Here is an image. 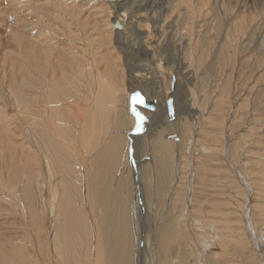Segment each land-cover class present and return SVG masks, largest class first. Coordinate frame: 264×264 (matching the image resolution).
Instances as JSON below:
<instances>
[{"label": "bare ground", "instance_id": "obj_1", "mask_svg": "<svg viewBox=\"0 0 264 264\" xmlns=\"http://www.w3.org/2000/svg\"><path fill=\"white\" fill-rule=\"evenodd\" d=\"M105 1L107 6L103 2L101 4L110 10L108 20L113 15L111 16L113 19L106 23L107 28L105 27V29L111 33L117 32L115 34L123 40L124 52L127 55L137 54L138 56V59H134L135 61L130 60V58L127 59V62L131 61L132 67L135 68L131 71L130 77L128 76L131 81L127 80L134 87L132 90L130 87V89L128 88V91L131 92L128 96L126 95L128 98L127 105L125 106L122 101H118L124 105L131 116V131L129 130V132L134 131V127L136 128L135 118L133 119L131 115L133 109L138 121L144 117L152 118L149 123L147 122L148 124L139 125L137 135L130 136L132 149L136 152L132 158L135 160L136 168L133 167L136 170L133 167H131L133 170L129 168V173L132 174L130 184L126 170L120 173L122 153L120 154L121 157L119 156V162L118 156H113L110 153L105 154V151L100 154V157L97 154V159L91 154L92 150H96L98 147V142L92 133L96 131L98 114H102L103 116L99 117L104 119L108 113H111L112 107L116 106L117 97L114 93L118 88H115L113 83L116 82L114 75L118 72H116L117 67H114V61L109 59L105 62V59L102 60L105 62L107 71L104 74L101 68L102 58L98 59L99 53L90 47V41L94 36H90L89 30L87 31L90 26L86 20L85 22L80 20L84 15H81L79 19L76 18L80 11L75 13L71 10L72 6L67 11L63 4L62 7L58 8L59 5L58 10L52 11L51 15L47 13L48 15L36 16L37 12H33L36 20L47 21L46 28L43 27L42 30H39L38 26L39 29L36 28L37 31L35 29V33L38 35L37 43H34L32 48L33 74L35 75L33 77V105L34 111L39 115H35L37 117L35 120H31L33 121L31 125H33V139L35 141H33L35 143L33 150L37 154H34L33 151V155L37 156L39 167L38 170L35 168L37 173L36 175L33 174V180L28 178L23 184L21 193L20 189L16 188L15 190L13 187H9L8 182H4L7 180H3V184L0 183V193L3 192V196L14 192V197H10L16 199L17 202L25 203L30 213L33 214V227L36 230L39 229L38 232L42 233L40 228L44 224L46 226L45 235L48 237V248L52 256L47 260L41 259V248L38 247V244H34L33 250L35 247L36 251L32 250L33 264H264V99H262L264 97V79L261 76L255 78L257 72L264 66L262 64L264 60L256 68L255 62L252 64L248 58L250 55L240 59L242 60L240 66L246 67L245 70L248 75L243 72L241 67H237L244 74H240L241 77L235 79V82H243L241 80L246 83L257 82L252 87L248 86V95L243 91L247 89L245 83L239 92L235 86L233 89L236 90L233 91L232 89L229 92L228 83L225 84V87L224 85L221 86L224 73L220 72L223 70V65H226L224 64V49L238 50L242 55L251 50L254 53L258 48L251 44L254 39L251 40L252 36L247 32H243L241 37L240 28L235 30V27V33L231 31L232 35H230L231 29H229L231 40L224 39L228 36L223 34L225 37L223 36L222 39L221 36L220 44L214 45L215 39H212L210 34L219 26L214 24L218 14L214 12L216 4L209 2L212 0ZM66 2L67 0L64 4H67ZM70 2H68V6H70ZM98 2L100 1L98 0ZM233 2L239 10L241 9L238 10L240 13L251 12L258 5L264 6V0H233ZM84 6L81 7L84 8ZM90 8L88 9L93 11L94 7ZM42 10L40 12L43 13ZM46 10L48 12L51 8ZM68 13L73 14L72 17L75 19L70 18ZM90 13L88 14L90 15ZM213 13L215 19H211V23L209 15ZM65 16H67V21H64ZM233 16H231L232 19L235 18ZM45 21L44 23H46ZM117 21L120 23L121 29L115 28ZM56 22H59L57 26H55ZM88 22L90 23V21ZM239 23L241 22L239 21ZM154 24L158 26L155 25L154 27ZM161 24L162 26H160ZM210 24H212L213 30L212 28L210 30ZM95 31L97 30L94 28L93 33ZM238 32L240 36L237 35ZM97 33L99 30L96 35ZM104 33L106 32L103 28L102 34ZM57 34L62 35L64 44L65 42L69 43L65 51L61 50L57 43L61 38L58 39L59 37H57L58 41L55 39ZM157 35L160 36V39ZM168 35L170 39L179 36L180 43L176 45L174 40L169 46L179 52L176 53V55L179 54L178 66L177 63L174 65L175 61L163 66L161 59L164 56L159 58L161 51L157 50L159 47L157 44L161 40L166 41ZM235 37L239 40H236ZM216 39L219 38L216 37ZM102 41L107 42L103 38ZM98 43L100 44V42ZM211 49L213 50L211 57H208V51ZM55 52L56 54H54ZM170 58L173 59V57ZM163 60L165 59L163 58ZM207 61H209L208 64H205ZM125 74L123 77L127 76ZM167 75L170 77L165 85ZM230 76L226 77L230 78ZM121 79L119 80L121 81ZM214 79L216 80L214 81ZM259 82L263 84L260 88L258 87ZM192 86L194 89H191ZM83 89H86L87 95H84L88 98L84 99L85 105L79 106L76 100H78L79 93ZM139 90L149 101L158 102L156 110L152 107L150 110H145L143 109L144 105L133 108V104H138V101L136 102V99L133 102L132 98H137L135 95ZM18 91L15 92L18 93ZM110 92H112V96H110ZM244 92L245 98L239 104L240 101L238 102V100L240 97H244ZM118 93L116 92V94ZM180 96L183 98L184 109L182 114L184 117L181 116V110L178 109L180 103L177 99ZM10 97L12 96L8 98ZM171 98L174 100V120L170 119L167 108V101ZM261 99L262 102H260ZM5 100L3 98V103ZM59 103L64 104L58 106ZM141 103L145 104L146 102L140 100ZM6 104L10 109L8 119L14 125L20 114L26 111L17 102L7 100ZM243 104L245 107L248 104V110ZM41 105H45V107L42 108ZM46 105H49V109ZM160 106L164 108V113H160L161 117L164 115L169 123L161 117L159 121L154 122L159 109H161ZM241 106L242 108H240ZM243 110L246 113L243 114ZM43 111L49 115L46 116L47 118H45V114H41ZM239 113L241 114L239 115ZM30 114L32 113L30 112ZM4 115L6 116V114ZM121 115H123V110ZM8 119L6 121L9 124L4 122L7 126L10 125ZM120 120L122 123V119ZM167 123L174 127L180 125L181 131H183V124L188 129L184 130L186 133H180L181 131L170 133L166 137L168 141L157 140L154 142L153 154L150 153V156H153L150 161H147V155L141 156L139 159L138 151L141 140L147 139L152 131H163L164 127L169 126ZM75 126L77 127L75 128ZM99 128L102 129V126ZM102 130L104 131V129ZM125 134L128 135V131ZM68 139L72 141L71 145H69L71 141L69 142ZM108 149L111 152L115 150V148ZM36 164L33 163V166ZM145 165L157 170V174L153 172L158 175L154 182V177L151 180V177L148 178L143 174ZM30 169L31 167H27L28 172ZM41 179H43V183H41ZM169 182L171 183L166 190ZM149 184L152 185L151 190ZM35 187L38 194H35ZM149 191L152 196L155 192L161 196L165 191L167 192V201L170 203L168 206L178 208L176 211L178 215L181 212L179 221L177 220L180 224L176 225L174 218L169 215L167 219L160 216L164 219V223H160L161 219L159 222L161 226L158 223L155 226V233H152L147 226V222L149 223L147 206H150L147 205V197H149L147 192L149 193ZM138 193L144 197V208L147 209L144 213L139 210L141 205ZM155 195L153 197H158ZM137 197L139 198L138 201ZM19 203L15 206L16 208L21 205ZM179 227L180 229H178ZM157 233L158 237L156 238ZM138 241H142L140 242L141 248H135L138 247L136 246ZM70 243L73 247L69 245ZM17 245L19 244L17 243ZM12 251L14 252L13 256L17 255L18 258L20 257L30 264V261L23 256L21 248L13 246ZM28 256L32 258V255L28 254ZM2 257L0 251V263ZM189 257H192L191 263L186 262ZM135 258L136 262H133Z\"/></svg>", "mask_w": 264, "mask_h": 264}, {"label": "rangeland", "instance_id": "obj_2", "mask_svg": "<svg viewBox=\"0 0 264 264\" xmlns=\"http://www.w3.org/2000/svg\"><path fill=\"white\" fill-rule=\"evenodd\" d=\"M58 1V2H57ZM61 1H63V2H61ZM0 0V176H1V178H0V183H2L3 184V180H7V181H4L5 183H7V185L9 186V187H13V189H15L16 190V188L17 189H20V193H21V191H22V189H23V184L24 183H26V180L28 179V178H32L31 180H33V177H34V175H36V173H37V171H36V169L38 170V158H37V154L35 153V151L33 150L34 148V139H33V125H31V124H33V121H31V120H35L36 119V117L37 116H35V115H39V114H37V112L36 111H34V102H33V98H34V94H33V83H34V72H33V45H34V43H37L36 42V38H37V34L35 33V29L36 28H38V26H39V30H42L41 28H43V27H45L46 28V26H45V24H47V21H45L46 23H44V21L43 20H41V21H39V20H36L35 19V14L34 13H36V16L37 15H40V14H46V15H48L49 13H50V15L54 12V10H58V8H60V7H62V4L65 6V8H66V10L68 11V9L70 10V7H71V10H73V11H75V13H77L78 11H80V12H78L77 13V15L78 16H76V18H80L81 17V15L83 16L84 15V17L82 18H80V20L82 19V21L83 22H85V20H86V23H88V25L91 27H88L87 28V31H88V33H90V36H93L92 37V39H95L96 38V36H97V42L95 41V40H92L91 39V41H90V47H92V49L94 50V51H97L96 53H99L98 54V59H101V68H102V71H103V73L104 74H106V68H105V62L107 61V60H113L114 62H113V64H114V67L117 69V71L116 72H118V74H115L114 75V80L117 82H114V80H113V85H115V88L117 87L118 89H117V91L116 92H119L118 94H116V92L114 93L115 95H116V100H115V102H116V106L115 107H112L113 109H112V111H111V113L113 114H111V113H106L105 115L107 116H105V118L103 119V117H99V116H103L102 114H98L99 116H98V123L96 122V125L97 126H99V125H101L102 126V129H104V131L101 129V128H99V127H101V126H99V127H97L96 126V131L95 132H92L94 135V138H95V140H96V142H98L97 144H98V147L96 148V150L95 149H93L92 150V152H91V154H92V156L94 157V158H96L97 159V154H98V156L100 157V154L103 152V151H105V154H112L113 156H118L117 158H118V162L120 161V154L122 153V157H121V161H120V173L123 171H125L126 170V172H127V177H128V180H129V183L131 184V177H132V174H130L129 172H130V169H132L131 167H133V166H135L136 165V163H135V160L133 159L132 160V158L135 156L134 154H136V152H134V150L132 149V141H131V139H130V136H135V135H137V133H138V131H139V125H145V124H148L149 123V120L151 121V118L149 117H144L143 119H145V120H143V119H141V120H139L138 121V118L136 117V115H135V113H134V109L132 110V112L133 113H131V115L133 116V119L135 118V120H134V123H135V126H136V128L134 127L133 128V130L134 131H132V132H129V130H130V127H131V122H132V119H131V116L129 115V112L127 111V109L124 107V105L126 106L127 105V101H128V98H127V96H128V94H129V92H131V91H128L130 88V90H132V89H134V87L131 85V82H129V81H131L130 80V73H131V71L133 70V69H135V68H133L132 67V65H131V61H129V63L127 62L128 60H129V58H130V60H134V59H138V56H137V54H129V55H127L125 52H124V47H123V40L122 39H120V37H118L117 36V34H115V33H117V32H113V33H111L108 29H105V27L107 26V22L110 20V19H113V17H111V16H113V15H111L109 18V20H108V15H109V12H110V10H107V8H106V6H107V4L105 3L106 1L105 0H99L100 2H98V0H91V2H90V0H83V1H81V0H77V1H75V0H67V4H68V2H70L69 3V5L70 6H68L67 4H64L65 3V1L66 0ZM73 1V2H72ZM81 2V4H80V2ZM86 1V3H83V2H85ZM137 1V0H136ZM207 1V0H206ZM217 1V2H216ZM223 1L224 0H212V2L211 1H209L210 3H213L214 2V4H216L215 5V10H214V12L215 13H217L218 14V17L217 18H219L218 20H217V22H216V19L214 18L215 16H214V13L212 14V15H209V20H213V19H215L214 20V24L215 25H217V27H218V31L220 32V33H217L218 31L216 30H214L213 32H211V34H210V36H211V38L212 39H215L216 40V43H215V40H214V45H216L217 44V46L220 44V38H221V36H222V39L225 37V35H223V34H226V36H228L227 38L225 37L224 39H227V40H231L232 39V37L231 38H229V29H231L230 30V35H232L231 34V31H233L234 33H235V30H237V28L239 29V32H240V35H241V37L243 36V32H247L249 35H251L252 37L250 38L251 40H253L252 42H251V44L255 47V48H257V50H255V52L254 53H252V50L251 51H249V52H246L245 53V55L243 54H241L238 50L237 51H235L234 49H230V51L229 50H225L224 49V53H225V58H224V60H225V63L224 64H226V65H223V70H220V72L221 73H224L223 74V81L221 80V86H223L224 85V87L226 86L225 84H227L228 83V85H229V89H230V91L229 92H231V90L233 89V88H235L236 87V89H237V92H239L240 91V89L241 88H243L244 87V85H245V88H247V89H244L243 91H245L246 92V95H248V93H247V90H249V87L248 86H254V84H256L257 82H255V83H253V81L252 82H250V83H246V82H244V80H241V81H243V82H235V79H237L238 77H241V75L242 74H246L247 73V71L245 70L246 69V67L245 66H240V62H242V60H240V59H243L244 57H248V55H250V57H248L249 59H250V61H251V63L253 64V62H255V66H256V68H257V66H259V63H262L263 62V60H264V6H259V7H261V8H259L258 6L256 7V8H251L252 10H253V12H252V10H251V12L250 11H246V13L244 12V13H240L239 11L241 10H239L236 6H235V4H234V2H233V0H229V2H228V0H225L224 2H225V5H224V3H223ZM57 2V3H56ZM75 2H77V3H75ZM89 2V3H88ZM93 2V3H92ZM103 2V4L105 5L106 4V6L105 7H103L104 5L103 4H101ZM219 2V3H218ZM233 3V4H231V3ZM240 2V1H239ZM34 3V4H33ZM61 3V4H60ZM73 3H75L74 5H72ZM100 3V4H99ZM218 3V4H217ZM221 3H223V4H221ZM54 4H56L55 6H52V5H54ZM97 4V5H96ZM46 5V6H45ZM60 5V6H59ZM84 5H87L86 7L84 6ZM90 5V6H89ZM100 5H102V6H99ZM42 6V7H41ZM45 6V7H44ZM53 8H52V7ZM59 6V7H58ZM74 6L76 7V9L74 10ZM81 6H84V8L83 7H81ZM220 6H221V8H220ZM235 6V7H234ZM39 7V8H38ZM58 7V8H57ZM67 7H69V8H67ZM90 7H94V9H93V11H91L92 9L90 8ZM231 7V8H230ZM29 8V9H28ZM39 10H38V9ZM51 8V10H49ZM77 8H78V10H77ZM80 8V9H79ZM88 8H90V9H88ZM100 8V9H99ZM223 8H224V10H223ZM235 8V9H234ZM31 9V10H30ZM32 9H35L34 11L32 10ZM43 9V10H42ZM46 9H48L49 11L48 12H46L45 10ZM81 9H83V10H81ZM103 9V10H102ZM219 9V10H218ZM40 10H42V11H44L43 13L42 12H40ZM95 10V11H94ZM239 10V11H238ZM53 11V12H52ZM83 11V13H81ZM86 11H88V12H86ZM91 13H90V12ZM108 11V12H107ZM34 12V13H33ZM40 12V13H39ZM46 12V13H45ZM56 12V11H55ZM92 12H94L93 14H92ZM106 15V13H107V15L105 16L103 13ZM219 12V13H218ZM48 13V14H47ZM88 13H90V15L88 14ZM99 14V16H98V14ZM102 13V14H101ZM250 13H252V14H250ZM34 14V15H33ZM71 17L70 18H74V17H72V16H74L73 14H70V13H68ZM85 14H87V15H89V16H85ZM243 14V15H242ZM253 14H254V16H253ZM232 15H234L233 17H235L234 19H232ZM238 15V19L236 18V16ZM240 16H242V17H240ZM246 16V17H245ZM94 17V18H93ZM66 18H67V16H65V20L64 21H67L66 20ZM103 18V19H102ZM105 18V19H104ZM222 18V19H221ZM246 18V19H245ZM256 18V19H255ZM75 19V18H74ZM88 19V20H87ZM220 19H221V24H220ZM241 19V20H240ZM255 19V20H254ZM36 22H34V21ZM212 20H211V23H212ZM238 20V21H237ZM37 21H39V22H37ZM88 21H90V23L88 22ZM93 21H94V25H93ZM239 21L241 22V23H239ZM244 23H243V22ZM40 25H39V24ZM43 23V24H42ZM58 23L59 22H56L55 23V26H57L58 25ZM96 23H97V25H96ZM218 23H219V25H218ZM249 23V24H248ZM35 24V25H34ZM235 24V25H234ZM44 25V26H43ZM100 25V26H99ZM102 25V26H101ZM104 25V26H103ZM155 25L156 24H154L153 26L155 27ZM35 26V27H34ZM37 26V27H36ZM42 26V27H41ZM150 26H152V25H150ZM156 26H158V25H156ZM160 26H162V24L160 25ZM212 26V24H210V30H211V28H212V30H213V26ZM221 26V27H220ZM234 26V27H233ZM242 26V27H241ZM215 27V26H214ZM229 27V28H228ZM232 27V28H231ZM235 27H236V29H235ZM248 27V28H247ZM94 28L97 30V31H95L94 33H93V30H94ZM99 28V29H98ZM103 28H104V32H106V33H104V34H102L103 33ZM107 28V27H106ZM151 28V27H150ZM220 28V29H219ZM247 28V29H246ZM38 29H36V31L38 30ZM228 29V30H227ZM235 29V30H234ZM263 29V30H262ZM98 30H99V33H97V35H96V32H98ZM106 30V31H105ZM108 30V31H107ZM222 30V31H221ZM246 30V31H245ZM45 31V30H44ZM57 31H62V30H57ZM102 31V32H101ZM257 31V32H256ZM239 32L237 33V35H239ZM250 32V33H249ZM92 33V34H91ZM109 33V34H108ZM110 33H111V35H110ZM253 33V34H252ZM256 33V34H255ZM106 34V35H105ZM115 34V35H114ZM98 35H100L99 37H98ZM103 37H102V36ZM108 35V36H107ZM213 35V36H212ZM239 35V36H240ZM255 37H254V36ZM258 35V36H257ZM62 35H58L57 34V36L55 37V39H56V41H58V39H60L61 38V40H59L57 43H58V45H59V47H60V49L62 50H66V48H67V45L69 44L68 42H65V44L63 43V41H62V37H61ZM105 36H107V37H105ZM224 36V37H223ZM238 36V37H239ZM57 37H59L58 39H57ZM109 37V38H108ZM112 37V38H111ZM157 37H158V39H160L159 37V35H157ZM214 37V38H213ZM216 37H218L219 39H216ZM240 37V38H241ZM102 38L103 39H106V43L104 42V41H102ZM236 38V37H235ZM109 39V40H108ZM177 42H175V41ZM236 40H239V39H237L236 38ZM261 40V41H260ZM117 41H119V42H117ZM167 41V42H166ZM166 41H163V40H161V42L159 43V44H157V45H159V47L157 48V50L161 53L160 55H159V58H161L162 57V55L164 56V57H162V65L163 66H166V65H168L169 63H171V62H174V65H175V63H177L176 65L178 66V60H179V54H177L176 55V53H179L178 51H176V50H174V49H172V47H169V46H171L172 45V41H174V43L177 45V44H179L180 43V40H179V36H175V37H173V39H170L169 38V35H168V37H167V40ZM218 41V42H217ZM40 43H43V42H41V41H39ZM38 42V43H39ZM62 42V43H61ZM93 42V43H92ZM98 42H100V44L98 43ZM60 43V44H59ZM105 44V47H104V44ZM119 43V44H118ZM233 43H234V41H233ZM94 44V45H93ZM168 46H167V45ZM95 46V47H93V46ZM122 47H121V46ZM163 45V46H162ZM165 45V46H164ZM100 46V47H99ZM103 46V47H102ZM217 46H215V47H217ZM104 48V49H102V48ZM120 49H119V48ZM160 47H162V48H160ZM259 47H261V48H259ZM99 48V49H98ZM122 48V49H121ZM165 48H167V49H169L170 51L168 52V51H166V49ZM226 48H228V47H226ZM98 49V50H97ZM100 49H102V50H100ZM105 49H107V50H105ZM160 49H162V50H160ZM105 50V51H104ZM164 50V51H163ZM174 50V51H173ZM260 50V51H259ZM101 51V52H100ZM175 53H173V52ZM213 50L211 49L210 51H208V57H211V52H212ZM107 52V53H106ZM122 52V53H121ZM124 52V53H123ZM158 52V53H159ZM163 52H165L166 54L164 55V53ZM236 53V55H235V53ZM108 53H109V55H108ZM171 53V55H174V56H171V55H169V54ZM54 54H56V52L54 53ZM107 54V56H105ZM251 54H252V56H251ZM102 55H104V56H102ZM111 55V56H110ZM132 55V56H131ZM167 55V57H165ZM169 55V56H168ZM229 55V56H228ZM109 56H110V58H109ZM258 56V57H257ZM262 56V57H261ZM104 57V58H103ZM108 57V58H107ZM170 57H173V59L172 58H170ZM231 57V59H228V58H230ZM107 58V59H106ZM132 58V59H131ZM163 58L165 59V60H163ZM170 58V59H169ZM236 58V59H235ZM251 58H252V60H251ZM258 58V59H257ZM103 59H105V62H102V60ZM128 59V60H127ZM246 59V58H245ZM230 61V63H229V61ZM233 60V61H232ZM240 60V61H239ZM255 60V61H254ZM86 61V60H85ZM135 61V60H134ZM235 61V62H234ZM237 61V62H236ZM258 61V62H257ZM208 62L209 61H207L205 64H208ZM102 63H103V65H102ZM229 63V64H228ZM234 65H233V64ZM229 66H234L233 68H237V67H241V69H243V72H241V70L239 71V69L240 68H237V69H233L232 67H229ZM232 64V65H231ZM235 64H237L236 66H235ZM239 64V65H238ZM258 64V65H257ZM263 65H264V63H262ZM11 65H13V66H15V67H13V66H11ZM251 65V64H250ZM176 66V67H177ZM225 67H227L226 69H225ZM118 69H119V71H118ZM228 69V70H227ZM233 69V70H232ZM123 70H125V71H123ZM130 70V71H129ZM225 70V71H224ZM260 70H262V71H260ZM258 72H257V74L259 75H255V78L256 77H260L261 76V78H263L264 79V66L262 67V69H260ZM23 71V72H22ZM106 71V72H105ZM121 71H123V72H121ZM175 71H178L177 69H175ZM239 71V72H238ZM13 72V73H12ZM179 72V71H178ZM234 72V73H233ZM238 72V73H237ZM125 75H127L125 78L123 77V75L124 74ZM233 73V74H232ZM239 75H237V74ZM263 73V74H262ZM19 74V75H18ZM120 74H122V75H120ZM226 74H228V75H226ZM235 74V75H234ZM241 74V75H240ZM231 75V76H230ZM236 75H237V77H236ZM246 75H248V73L246 74ZM124 78V80H123V78ZM129 76V77H128ZM225 76V77H224ZM226 76H230V78L229 77H226ZM117 77H119L118 79H117ZM169 77L170 76H166V78H168V79H166L165 78V85H166V83L169 81ZM216 77V76H215ZM122 78V79H121ZM226 78V79H225ZM230 79V82H229V79ZM119 79H121V81L119 80ZM126 79V80H125ZM243 79V78H242ZM127 80H129V81H127ZM168 80V81H167ZM212 80V79H211ZM216 79H214V81H215ZM219 80H220V78H219ZM226 80V81H225ZM231 80H232V82H231ZM8 81V82H7ZM126 81V82H125ZM6 82V83H5ZM223 82V83H222ZM226 82V83H225ZM89 83V82H88ZM119 83V84H118ZM121 83V84H120ZM129 83V84H128ZM245 83V84H244ZM230 84H232V85H230ZM233 84H235V85H233ZM237 84V85H236ZM240 84H242V85H240ZM248 84V85H247ZM251 84H253V85H251ZM261 82H259V88L261 87ZM117 85V86H116ZM119 85H121V86H119ZM239 85H240V87H239ZM263 85V84H262ZM123 86H124V88H123ZM231 86V87H230ZM235 86V87H234ZM247 86V87H246ZM11 87V88H10ZM119 87H121L120 89H119ZM130 87V88H129ZM129 88V89H128ZM194 89V87L192 86L191 87V89ZM86 89H88V88H86ZM86 89H83L80 93H79V96H78V100H76V102H78V105L79 106H83V105H85L86 103H84L85 102V100L88 98V96H86L87 94H86ZM236 89H233V91H235ZM17 90H19L18 91V93L17 92H15V91H17ZM111 90H112V88H111ZM110 90V91H111ZM119 90V91H118ZM123 90V91H122ZM128 92H127V91ZM113 91V90H112ZM122 91V93L123 94H125V95H123L122 93H120ZM124 91H126V92H124ZM171 91H172V87H171ZM243 91H242V93H243ZM245 92H244V97L242 96V97H240V100H238V102H239V104L240 103H242L241 102V100L242 99H244L245 98ZM137 93H139L138 95H137ZM136 93V95H135V97H137V98H132V101L133 102H135V100H136V102L138 101V104L137 103H134L133 104V108L135 107V106H137V107H141L142 105H144V107H143V109H145V110H150L151 109V107H152V109L153 108H155L154 110H156L157 109V101H149L148 99H146V97L142 94V92L139 90L138 92ZM3 94V95H2ZM5 94V95H4ZM84 94H86V95H84ZM109 94H111L110 96H112L113 94H112V92H110ZM142 94V95H141ZM7 95H8V97L9 96H12V97H10V98H8L7 97ZM127 95V96H126ZM243 95V94H242ZM86 96V97H85ZM118 96H120L119 98H118ZM124 96V97H123ZM126 96V97H125ZM144 96V97H143ZM240 96H241V93H240ZM264 96V95H263ZM21 97V98H20ZM81 97H83V98H81ZM3 98H4V100L5 99H7V100H10V101H13L14 103H16L17 102V104H20V106L22 107V108H24L23 110L24 111H26V112H24L23 114H20V116L17 118V122H14V125H13V122L12 121H10L9 119H8V113H9V107L7 106V104H6V102H7V100H5V102L3 103ZM12 98V99H11ZM179 99H177V101H178V103H180V105H178L179 106V111H180V114H182V111H183V109H184V106H183V104H182V101H183V98H182V96H180V97H178ZM85 99V100H84ZM262 99H264V97H262ZM262 99L260 100V102H262ZM24 100V101H23ZM81 100V101H80ZM122 101V103H124V105H122L121 103H119L120 101ZM140 100L141 101H144L145 100V104H143V103H141L140 104ZM161 100V99H160ZM16 101V102H15ZM119 101V102H118ZM125 101V102H124ZM22 102V103H21ZM75 101H73V103H74ZM75 102V103H76ZM80 102H81V104H80ZM83 102V103H82ZM147 102H149L148 104H147ZM2 103H3V106H2ZM26 103V104H25ZM119 103V104H118ZM155 103V104H154ZM160 103H162L161 101H160ZM64 103H59V104H57L58 106H61V105H63ZM118 104V105H117ZM136 104V105H135ZM5 105H6V108H5ZM148 105V106H147ZM160 105H162V104H160ZM244 105V107H245V104H243ZM42 106V108L43 107H45V105L43 106V105H41ZM47 106V108L49 109V105H46ZM122 106V107H121ZM248 104H246V107L245 108H247V110H248ZM8 107V108H7ZM124 107V108H123ZM150 107V108H149ZM114 108H116V109H118V110H120V111H118V110H116V109H114ZM121 108V109H120ZM160 108L161 109H159V113H158V116L155 118V120H154V122H157V121H159L161 118H163V120L165 121L166 120V122H168L167 121V118L163 115V117H161V114H162V112L164 113V108H163V106H160ZM240 108H242V106L240 107ZM251 108V107H250ZM122 110H123V115H121L122 114ZM246 110V109H245ZM28 111V112H27ZM127 111V112H126ZM30 112L33 114H30ZM102 112V111H101ZM103 114H104V112H102ZM121 113V114H120ZM127 113V114H126ZM161 113V114H160ZM244 113H246L244 110H243V114ZM2 114V115H1ZM4 114H6V116L4 115ZM41 114L43 115V114H45L44 116H45V118H47L46 116L48 115L45 111H43V112H41ZM241 113H239V115H240ZM242 114V115H243ZM120 115V116H119ZM130 117H129V116ZM260 115V114H259ZM259 115H257V116H259ZM49 116V115H48ZM113 116V117H112ZM125 116V117H124ZM182 117H184V115L182 114L181 115ZM161 117V118H160ZM5 118V119H4ZM50 118V117H49ZM99 118H100V120H99ZM108 118V119H107ZM117 118V119H116ZM8 119V121H10V125L9 126H7L6 124H9V122H7L6 120ZM51 120H52V118H50ZM97 119V118H96ZM105 119H106V121H105ZM120 119H122V123H121V120ZM147 119V120H146ZM2 120V121H1ZM5 120V121H4ZM50 120V121H51ZM104 120V121H103ZM109 120V121H108ZM264 120V119H263ZM54 121V120H53ZM146 121V122H145ZM183 122H184V120H182ZM4 122H6V124L4 123ZM28 123V125H27V123ZM125 122V123H124ZM127 122V123H126ZM143 122V123H142ZM148 122V123H147ZM12 123V124H11ZM23 123V124H22ZM108 123H110V124H108ZM140 123V124H139ZM169 123V122H168ZM167 123V126L168 127H164V130L163 131H152V134L147 138V139H145V140H141V142H140V146H139V151H138V157H139V159H140V157L141 156H146L147 155V161H150V159H151V157L153 156H150L151 154L150 153H152L153 152V144H154V142H156L157 140H161L162 142H165V141H168L167 140V136L168 135H170V133L171 134H173V133H177V132H180L181 130V127H180V125L177 127V126H173V125H171V124H168ZM19 124V125H18ZM99 124V125H98ZM117 124V125H116ZM119 124H121V126L123 127H121V126H119ZM23 125H24V127H23ZM166 125V124H165ZM189 125V124H188ZM79 126V125H78ZM115 126V127H114ZM182 126V125H181ZM8 127V128H7ZM77 126H75V128H76ZM107 127V128H106ZM173 127V128H172ZM179 128V129H177V128ZM185 127H186V129H185ZM24 128V129H23ZM98 128V129H97ZM115 128V129H114ZM116 128H117V131H116ZM170 128V129H169ZM108 129V131H106ZM122 129V130H121ZM173 129V130H172ZM176 130V132H175V130ZM188 128H187V126L186 125H184L183 124V131H181L180 133H184L185 131L184 130H187ZM3 130H5V132H3ZM17 130V131H16ZM61 130V129H60ZM112 130V131H111ZM172 130V131H171ZM116 131V132H115ZM126 131H128V135L127 134H125L126 133ZM131 131V130H130ZM142 132H143V130H141ZM141 131H140V133H141ZM59 132V131H58ZM134 132V133H133ZM238 132V131H237ZM186 133V132H185ZM7 134V135H6ZM71 134H73V132L71 131ZM120 134V135H119ZM143 134H145V133H143ZM142 134V135H143ZM92 136V137H93ZM7 137V138H6ZM12 137V138H11ZM17 137V138H16ZM126 138H127V140H126ZM105 140V141H104ZM23 141V142H22ZM34 141V142H33ZM68 141L70 142L71 140H69L68 139ZM69 142H67V143H69ZM130 142V143H129ZM8 143V144H7ZM33 143V144H32ZM71 143H72V141L70 142V144L69 145H71ZM128 143H129V146H128ZM3 145V146H2ZM128 146V147H127ZM131 147V148H130ZM108 148H115V150H113L112 152H111V150L110 149H108ZM152 148V149H151ZM31 150V151H30ZM128 150V151H127ZM33 151H34V154H36V155H33ZM116 151V152H115ZM132 151V152H131ZM120 152V153H119ZM131 153V154H130ZM16 154V155H15ZM148 154H149V156H148ZM153 154V153H152ZM127 155V156H126ZM34 156H36L35 158H34ZM120 156V157H119ZM130 157V158H129ZM150 157V158H149ZM145 158V159H146ZM154 158V157H153ZM126 159V160H125ZM130 159V160H129ZM124 161V162H123ZM32 163V164H31ZM33 163H37L36 164V166L34 165L33 166ZM127 163V164H126ZM129 164V165H128ZM118 165H119V163H118ZM33 166V167H32ZM128 166V167H127ZM27 167H31V169L33 170H31L30 169V172H28V170H27ZM36 168V169H35ZM130 168V169H129ZM135 168H136V166H135ZM134 167H133V169L134 170H136ZM132 169V170H133ZM12 170V171H11ZM36 171V172H35ZM12 172V173H11ZM153 172H156V174H157V170H155V169H153L151 166H147V165H145V168H143V174L144 175H146V177H151V180H152V178H153V182L155 181V177H158V175H156L155 173H153ZM15 173V174H14ZM14 174V175H13ZM17 174V175H16ZM26 176H25V175ZM34 174V175H33ZM130 174V175H129ZM9 175H10V177H9ZM12 175H13V177H12ZM9 178H8V177ZM32 176V177H31ZM26 177V178H25ZM14 178V179H13ZM22 178V179H21ZM135 179H137L136 177H135ZM10 183H12V184H10ZM41 183H43V179H41ZM171 182H169L168 184H167V187H166V190L169 188V184H170ZM22 185V186H21ZM149 188H150V190L152 189V185L151 184H149ZM154 188V187H153ZM12 189V190H13ZM9 190H11V188H9ZM11 192V191H10ZM166 192V191H165ZM165 192H164V194L161 196L159 193H156L155 192V194H157V195H155L154 193H153V196L155 195V196H158L159 197V195H160V197L158 198V197H153L151 194H150V191H149V193L147 192V196H149V197H147V201L149 202H147V205H150V206H147L148 208V210H149V223L147 222V226L149 227V229L152 231V233H155V226H157L158 225V223L160 222V220H161V222L160 223H164V219L163 218H160V216H162V217H166V219L170 216L171 218H174V220L176 221V222H174V223H176V225L177 224H180L178 221V218H180V216H181V212H179V214L180 215H178L177 213H176V211L178 210V208H175V207H173V206H171V207H169L170 206V203H169V201H167V192H166V194H165ZM182 192H184V191H182ZM3 193V192H2ZM2 193H0V251H1V255L3 256L2 257V262L0 263V264H28L26 261H24V260H22V258L20 259V257L18 258L17 257V255H15V256H13V254H14V252L12 251V249H13V246L14 247H19V248H21V250L23 251V256H25L26 258H27V260L28 261H30V264H33V251H36V248L34 247V250H33V246H34V244L36 245V244H38V247H40L41 248V252H42V257H41V259H43V260H47V259H49V258H51V256H52V254L50 253V251H49V248H48V237L45 235L46 234V226H45V224L43 225V227L42 228H40V230L41 231H43L42 233L45 235H43L41 232H38L39 231V229H37L36 230V228L35 227H33V214H31L30 213V211L28 210V208L26 207V205H25V203L23 204V202L21 201H16V199H14V198H11V197H14V192H11V194L10 195H5V196H3V194ZM13 193V194H12ZM145 193H146V191H145ZM35 194H38V190H37V188L35 187ZM2 195V196H1ZM138 195H139V198L137 197V201H138V199L140 200L139 201V203H140V207H141V209H139L140 210V212L141 213H144L147 209L146 208H144V200H143V198L144 197H142V194L141 193H138ZM165 195V196H164ZM11 196V197H10ZM163 197V198H162ZM152 198V199H151ZM166 198V199H165ZM151 199V200H150ZM154 199V200H153ZM164 199H165V201H164ZM150 200V201H149ZM23 201H24V199H23ZM142 201V202H141ZM20 202V203H19ZM150 202H151V204H150ZM163 202H165V203H163ZM15 205H14V204ZM18 203L19 204H21V205H19V207L18 208H16L15 206L16 205H18ZM143 203V204H142ZM153 203V204H152ZM152 205H154V206H152ZM169 205V206H168ZM152 206V207H151ZM25 209H24V208ZM169 207V208H168ZM142 208H144L143 210H142ZM171 208V209H170ZM175 208V209H174ZM11 209V210H10ZM21 209V210H20ZM167 209V210H166ZM172 209H174V210H172ZM166 212H165V211ZM170 210V211H169ZM14 211V212H13ZM172 211V212H171ZM8 212V214H6ZM30 214V216H32V217H30L29 216V214ZM19 216H18V215ZM174 214V215H173ZM176 214V215H175ZM169 215V216H168ZM178 220V221H177ZM159 223V226H161V224ZM151 227H150V226ZM138 226L140 227V225L138 224ZM179 226V225H178ZM138 227V228H139ZM178 229H180V227L178 228ZM140 230V229H139ZM45 231V232H44ZM132 237V236H131ZM156 238L158 237V233L156 234V236H155ZM130 241V240H129ZM140 242H142V241H138V244H136V246H138V247H135V248H141V243ZM17 243L19 244V245H17ZM71 247H73V245L70 243L69 244ZM12 248V249H11ZM11 250V251H10ZM26 250V251H25ZM33 250V251H32ZM7 251V252H6ZM28 254L29 255H32V258L30 257L29 258V256H28ZM133 257V256H132ZM190 259V260H189ZM152 260V259H151ZM191 260H192V257H189L187 260H186V262L188 261V263H191ZM133 262H136V258H135V260L133 261ZM154 264V263H153Z\"/></svg>", "mask_w": 264, "mask_h": 264}, {"label": "water", "instance_id": "obj_3", "mask_svg": "<svg viewBox=\"0 0 264 264\" xmlns=\"http://www.w3.org/2000/svg\"><path fill=\"white\" fill-rule=\"evenodd\" d=\"M115 28L121 29V25L118 21L115 23ZM167 108H168V115H169L170 119L174 120L175 108H174V100L172 98L167 101Z\"/></svg>", "mask_w": 264, "mask_h": 264}]
</instances>
